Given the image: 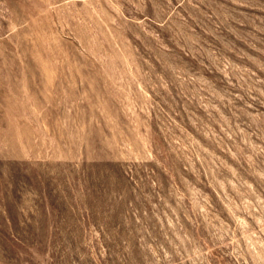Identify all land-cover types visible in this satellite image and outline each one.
<instances>
[{"label": "rangeland", "instance_id": "obj_1", "mask_svg": "<svg viewBox=\"0 0 264 264\" xmlns=\"http://www.w3.org/2000/svg\"><path fill=\"white\" fill-rule=\"evenodd\" d=\"M0 264H264V0H0Z\"/></svg>", "mask_w": 264, "mask_h": 264}]
</instances>
